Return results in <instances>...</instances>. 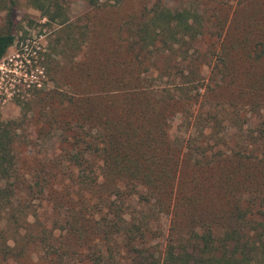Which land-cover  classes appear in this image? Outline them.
<instances>
[{
	"label": "trees",
	"instance_id": "obj_1",
	"mask_svg": "<svg viewBox=\"0 0 264 264\" xmlns=\"http://www.w3.org/2000/svg\"><path fill=\"white\" fill-rule=\"evenodd\" d=\"M62 1L29 3L62 26ZM104 1L112 0H89L85 28L94 36L77 47L83 58L68 67V87L33 90L21 104L36 107L38 135H58L54 153L31 155L28 192L51 205L34 214L31 232L8 236L3 222L0 256L8 264L23 256L30 264H264V2L194 0L191 9L141 0L114 24L95 18ZM16 4L0 0V11ZM111 27L117 37L99 34ZM14 44L11 33L0 35V63ZM169 59L171 68L159 67ZM214 60L205 80L199 73ZM39 68L46 71L44 60ZM179 115L195 129L183 143L170 134ZM18 124L0 121L5 209L16 198L3 183L17 172ZM135 195L171 215L163 257L127 219ZM51 214L53 226L40 224ZM32 245L42 250L38 259L26 251Z\"/></svg>",
	"mask_w": 264,
	"mask_h": 264
},
{
	"label": "rangeland",
	"instance_id": "obj_2",
	"mask_svg": "<svg viewBox=\"0 0 264 264\" xmlns=\"http://www.w3.org/2000/svg\"><path fill=\"white\" fill-rule=\"evenodd\" d=\"M140 1L123 0L121 4H116L114 0L104 1V10L95 18L97 17L101 22L109 20L114 24L119 23L123 21L126 13L129 14L128 11L141 6ZM240 1L243 2V0H235L232 6L235 7ZM262 1L264 2V0ZM16 2L12 12L7 9L0 11V35L11 33L15 37V44L8 50L0 63V121L5 123L19 122L18 127L15 128L16 154L19 158L17 172L10 182L3 183L5 188L15 190V203L10 209H5L0 205V225L6 221V224L3 223L2 226L5 225L7 235L11 237L18 232H31V225L36 222L34 214L37 211L49 209L48 206L51 205V202L45 201V198L40 194L33 196L34 190L31 193L28 192V188L34 186L36 181L35 165L31 155L44 159L46 155L54 153L58 147L56 131H44L38 135L36 128L30 122L36 107L29 109L26 107L23 110L21 104L30 97L33 90L43 89L49 93L54 90L58 92L66 89L68 87L66 86L68 83L65 81L68 67L83 58V53L79 52L77 47H80L83 41L87 42L94 36V33L85 28L86 23L88 24V17H92L94 14L93 11L88 17L86 15L93 9L89 0H63L62 6L66 11L68 22L62 26L55 22L48 24L42 12L31 5L29 0H16ZM164 3L176 8L183 6L194 9L199 6L194 0H164ZM214 4L212 2L206 6L209 15L212 17ZM233 11L234 9L231 10L230 17H232ZM224 13L225 11H223ZM114 29L111 27L99 34L102 37L109 35L117 37L119 34ZM128 34L123 30L120 35L127 37ZM205 37L207 40L209 39L208 35ZM208 42L211 43L210 39ZM91 59H93V55L87 57V61ZM43 60L47 64L46 71L39 68ZM173 63V59H169V61L163 62L165 66L159 64V67L169 69ZM214 64L215 60L212 64L202 67L199 73L202 78L208 79ZM71 73L74 74L75 70ZM193 132L195 129L191 125L188 126L181 115L177 116L171 123L170 134L172 138L179 139L182 143L190 139ZM64 178L68 182L69 174H65ZM38 180L42 183L43 177ZM54 187L60 188L59 185ZM128 208V221L141 226L142 230H147L146 234L149 238L146 239L147 245L157 258H160L168 244L166 241L168 240L171 215L159 213L152 204H148L136 195L128 202ZM47 216L40 217V224L51 227L56 216L54 214ZM58 233H61V230L58 229ZM30 248L36 259L42 255V250L39 247L33 250L35 247L32 245L26 248L28 249L26 251L29 252ZM27 257L23 256L20 262L10 264H30L31 261ZM0 264L8 263L0 256Z\"/></svg>",
	"mask_w": 264,
	"mask_h": 264
}]
</instances>
